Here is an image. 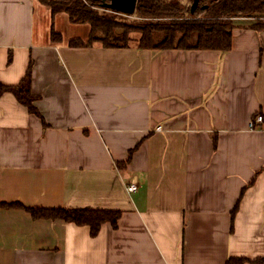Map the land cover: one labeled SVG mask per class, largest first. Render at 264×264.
Listing matches in <instances>:
<instances>
[{"label": "crops", "instance_id": "1", "mask_svg": "<svg viewBox=\"0 0 264 264\" xmlns=\"http://www.w3.org/2000/svg\"><path fill=\"white\" fill-rule=\"evenodd\" d=\"M253 23L235 19L224 53L139 48L137 32L125 47L71 46L89 24L0 0V82L17 84L31 62L42 116L0 96V200L121 212L91 236L0 207V264H264V27Z\"/></svg>", "mask_w": 264, "mask_h": 264}, {"label": "trees", "instance_id": "2", "mask_svg": "<svg viewBox=\"0 0 264 264\" xmlns=\"http://www.w3.org/2000/svg\"><path fill=\"white\" fill-rule=\"evenodd\" d=\"M39 1L48 5L53 14L65 11L71 22L89 24L88 41L70 39L71 46H85L99 41L104 47H125L128 45L129 34L137 32L140 34L139 48L213 49L224 53L231 47L236 18H253V27H264V17H261L264 14V0H199V6L193 13L189 10L191 0H137L134 11L136 17L133 20H126V15L101 7L99 0ZM51 38L57 40L60 35L51 30ZM10 58L9 54L8 61ZM7 92L30 113L42 119L34 105L37 95L31 92V62L17 84L7 85L0 82V96ZM0 207L24 209L33 219H58L86 225L91 236L97 235L104 223L116 228L121 213L116 209L89 206L38 207L25 206L18 201L1 200ZM243 261L242 258H230L224 264H240Z\"/></svg>", "mask_w": 264, "mask_h": 264}, {"label": "water", "instance_id": "3", "mask_svg": "<svg viewBox=\"0 0 264 264\" xmlns=\"http://www.w3.org/2000/svg\"><path fill=\"white\" fill-rule=\"evenodd\" d=\"M198 5V0H192L190 12L193 13ZM136 0H102L101 7L114 10L115 12L121 13L123 15H131L135 11ZM259 15V14H255ZM264 17V14L261 15Z\"/></svg>", "mask_w": 264, "mask_h": 264}, {"label": "built area", "instance_id": "4", "mask_svg": "<svg viewBox=\"0 0 264 264\" xmlns=\"http://www.w3.org/2000/svg\"><path fill=\"white\" fill-rule=\"evenodd\" d=\"M262 120H263V116H262L261 114H257V115H255V116L250 120V122H249V127H250L251 129H255V128H257L258 124H260V123L262 122ZM158 128H159V127H158ZM126 188H127L128 191H133V190H135V188H136V183L131 182V183H129V184L127 185Z\"/></svg>", "mask_w": 264, "mask_h": 264}, {"label": "rangeland", "instance_id": "5", "mask_svg": "<svg viewBox=\"0 0 264 264\" xmlns=\"http://www.w3.org/2000/svg\"><path fill=\"white\" fill-rule=\"evenodd\" d=\"M126 16H127V15H126ZM135 17H136V15H135V13H133V14L127 16L125 19H126V20H133ZM131 34H132V32H131ZM134 36H135V35H132L131 38L133 39ZM155 36H156V37H159L160 35H155Z\"/></svg>", "mask_w": 264, "mask_h": 264}, {"label": "flooded vegetation", "instance_id": "6", "mask_svg": "<svg viewBox=\"0 0 264 264\" xmlns=\"http://www.w3.org/2000/svg\"><path fill=\"white\" fill-rule=\"evenodd\" d=\"M106 1H108V0H105V2H106ZM191 2H192V0H191ZM191 2L189 3V10H190V7H191ZM101 3H102V0H99V1H98V4H99L100 6H101ZM136 3H137V0H136ZM198 6H199V0H198V5H197V7H198ZM135 7H136V6H135ZM197 7H196V9H197ZM202 7H205V5H203ZM103 8H104V7H103ZM106 9H108V8H106ZM196 9H195V10H196ZM195 10H194V11H195Z\"/></svg>", "mask_w": 264, "mask_h": 264}]
</instances>
